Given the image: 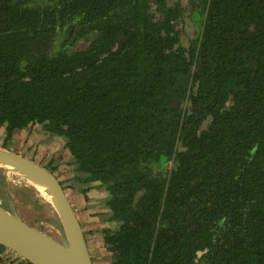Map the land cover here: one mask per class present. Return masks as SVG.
<instances>
[{
	"label": "trees",
	"instance_id": "16d2710c",
	"mask_svg": "<svg viewBox=\"0 0 264 264\" xmlns=\"http://www.w3.org/2000/svg\"><path fill=\"white\" fill-rule=\"evenodd\" d=\"M188 1L0 0V147L64 138L111 264H264V0Z\"/></svg>",
	"mask_w": 264,
	"mask_h": 264
},
{
	"label": "water",
	"instance_id": "95a60500",
	"mask_svg": "<svg viewBox=\"0 0 264 264\" xmlns=\"http://www.w3.org/2000/svg\"><path fill=\"white\" fill-rule=\"evenodd\" d=\"M180 105L181 100L176 99L174 106ZM0 168V181H8L10 173L17 174L38 200L42 196L38 189L42 183L51 188V193L46 192L57 214L55 218L47 221L38 218L36 222L20 213L15 200H10L11 208L0 203V244L32 264H96L76 209L60 179L37 161L3 147H0Z\"/></svg>",
	"mask_w": 264,
	"mask_h": 264
},
{
	"label": "rangeland",
	"instance_id": "374dc122",
	"mask_svg": "<svg viewBox=\"0 0 264 264\" xmlns=\"http://www.w3.org/2000/svg\"><path fill=\"white\" fill-rule=\"evenodd\" d=\"M189 1L186 0V7L188 6ZM191 22L186 21L185 27L186 30L189 31V35L193 36V32L191 31ZM24 134L17 135L11 144H8V149L14 150V152L25 153L31 159L38 161L41 165L45 166L51 171H55L58 177L63 181L66 191L72 195L73 199L78 204L80 202V194H82V188H86L83 183L79 182L77 179L75 180V160L71 155L70 151L65 146L64 138L60 136L53 135L48 132H44L41 125H36L35 129H33V137H29L28 131H24ZM5 137L3 132H0V146L1 141ZM45 159L48 162H51L53 166H55L56 170H52L50 166L43 160ZM1 169V168H0ZM3 180V182H2ZM6 179H1L0 181V203L7 208H11L10 200H15V204L18 206L20 213L24 212L25 215L36 222H39L38 218H55L57 216L56 210L54 209V205L51 202V199L48 197L47 199L42 195L37 196L34 192L25 186H28L26 182L18 177L17 174H13L8 176V181ZM21 188H18V187ZM1 192H4L7 198L5 201V197H2ZM42 194V193H41ZM85 196V195H84ZM106 196V192L101 190V188H96V191L92 196L87 199V201L93 200V203L96 205L97 210L104 211V198ZM17 208V207H16ZM93 207L86 206L85 210L93 212ZM107 210V209H106ZM82 216L84 217V221L86 224V238L90 243V246L93 248L92 257L96 264H102L105 261H109L105 256L108 255L107 252H103V255L100 252V247L98 244V238L93 236L90 238V228H99L101 224L109 225L110 222L105 221L102 223V213L98 215L92 216V224L89 223V219L87 218V213L80 211ZM47 221V220H46ZM46 221L45 224H47ZM43 229V227L38 226ZM100 240V239H99ZM111 259V258H110Z\"/></svg>",
	"mask_w": 264,
	"mask_h": 264
},
{
	"label": "crops",
	"instance_id": "0c3cea01",
	"mask_svg": "<svg viewBox=\"0 0 264 264\" xmlns=\"http://www.w3.org/2000/svg\"><path fill=\"white\" fill-rule=\"evenodd\" d=\"M84 186H86V188H88L89 186L91 187V188L89 189V191L87 192V196H88V197H90V196H92V195L94 194V192L96 191V188H99V184H96V183H92L91 185H89V184H84ZM84 188H85V187H84ZM68 195H69V198H70V200H71V202H72L74 208L76 209V212H77V214H78V217H79V219H80V221H81V224H82L84 230H86V224H85V221H84V217L82 216V213H81L80 211H83V212L87 213V218L89 219V223L92 224V220H91V218H92V216L94 217V215L97 213L96 205L93 203V200H91V201H87V200L85 199L86 194H85L84 192H82V194H80V202H79L78 204H77L76 201L73 199L72 195H70V193H68ZM84 195H85V196H84ZM86 206L93 207V208H94V209H93V212H90V211H88V210H85V207H86ZM102 226H104V224H101L100 227L97 228V229H96V228H90V230L95 229L93 232H95L96 234H98V231H97V230L101 229ZM107 226H108V225H107ZM94 237L98 238V244H99V247H100V252H101L102 254H103V252H107V253H108L107 256H105L104 254H103V255H104L106 258H108L109 261H105V262H103L102 264H111V259H110V258H112V257H111V254L108 252V250L105 248V246L102 245L103 242H102L101 236H100V235H95V234H94ZM99 239H100V240H99ZM88 244H89V248L91 249V254H92V252H93V248L90 246L89 241H88ZM93 260H94V259H93Z\"/></svg>",
	"mask_w": 264,
	"mask_h": 264
},
{
	"label": "flooded vegetation",
	"instance_id": "af4514ba",
	"mask_svg": "<svg viewBox=\"0 0 264 264\" xmlns=\"http://www.w3.org/2000/svg\"><path fill=\"white\" fill-rule=\"evenodd\" d=\"M33 129H35V127L33 128ZM44 131V130H43ZM45 133H46V131H44ZM33 130L28 134L29 135V137L30 138H32L33 137ZM17 135H15L13 138H12V140L10 141V143L9 144H11L12 143V141L15 139V137H16ZM22 154V153H21ZM24 156H26V157H29L27 154H23ZM30 158V157H29ZM46 163H47V161L45 160V159H43ZM38 162V161H37ZM39 163V162H38ZM50 167H52V168H54V170H56V168H55V166H53L52 165V163L51 162H48L47 163ZM48 169V168H47ZM51 171V170H50ZM51 172H53L57 177H58V175H57V173H55V171H51ZM59 178V177H58ZM60 179V178H59ZM60 181H61V183L63 184V186H65L64 185V183H63V181L60 179ZM65 189H66V187H65ZM81 222V221H80ZM85 232V231H84ZM85 235H86V233H85ZM7 247H5V249H4V251L2 252V254H1V257H2V259H3V261L2 262H0V264H16V263H18V262H21V261H23V257H20L18 254H16L14 251H12V250H10V249H6Z\"/></svg>",
	"mask_w": 264,
	"mask_h": 264
},
{
	"label": "bare ground",
	"instance_id": "6f19581e",
	"mask_svg": "<svg viewBox=\"0 0 264 264\" xmlns=\"http://www.w3.org/2000/svg\"><path fill=\"white\" fill-rule=\"evenodd\" d=\"M41 184V183H40ZM38 189L40 190V192L42 193V195L47 199L49 196L47 194L48 193H51L52 192V189L49 188L47 185L45 184H41V186L38 187ZM47 191V192H46ZM48 196V197H47ZM48 200V199H47Z\"/></svg>",
	"mask_w": 264,
	"mask_h": 264
}]
</instances>
